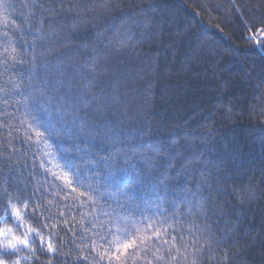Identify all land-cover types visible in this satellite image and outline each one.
<instances>
[{
  "label": "trees",
  "instance_id": "obj_1",
  "mask_svg": "<svg viewBox=\"0 0 264 264\" xmlns=\"http://www.w3.org/2000/svg\"><path fill=\"white\" fill-rule=\"evenodd\" d=\"M61 2L75 7L57 8L51 24L37 23L40 38L25 34L35 43L31 87V44L17 41L29 63L11 71L24 96L43 90L55 97L46 107L60 134L67 125L80 133L82 148L103 145L100 155L111 158L114 170L138 177L143 187L134 189V203L117 198L123 208L102 195V185L92 193L96 204L79 195L85 188L72 192L52 175L63 163L59 140L50 138L51 148L35 143L21 123L31 120L25 113L32 106L15 103L23 97L13 93L6 108L0 104V216L10 213L11 199L23 220L9 218L0 228L24 238L31 227L39 235L31 233L29 248L20 245L9 264H192L194 249L184 259L175 249L169 255L162 242L192 221L210 225L220 241L214 251L195 254L198 264H264V36L257 32L264 29V0H45V6ZM7 3L0 30L7 15L11 31V21L23 23L24 9L22 0ZM59 81L57 92L52 85ZM85 85L92 95L81 98ZM200 200L206 219L189 211ZM102 212L142 231L152 223L167 232L117 260L109 232L116 230ZM49 239L55 252L47 250Z\"/></svg>",
  "mask_w": 264,
  "mask_h": 264
},
{
  "label": "snow or ice",
  "instance_id": "obj_2",
  "mask_svg": "<svg viewBox=\"0 0 264 264\" xmlns=\"http://www.w3.org/2000/svg\"><path fill=\"white\" fill-rule=\"evenodd\" d=\"M9 7H11V5L7 3V0H0V12L7 13ZM21 7L24 9L21 13L23 23L17 24L15 20L11 21L12 28L11 31H9L8 16L5 15L3 17V29L0 30V80H3V83L0 84V104H3L6 108L12 99L13 93H20L23 97L22 101L17 100L15 103L19 104L23 102L26 108L31 104L32 107L25 113V116L31 114V120H22L21 123L26 124L28 130L34 134L35 143L37 144L43 143L46 148H51L52 145L49 143L50 138L56 137L59 140L58 146L60 153L63 154V163H57L56 167L59 169V172H52V175L58 179H63L66 186L70 187L72 192H76L77 188H85L86 191L80 192L79 195L87 196L89 201L96 204L97 200L92 193L99 194L100 186L102 185L105 189L102 195L113 199L118 207H124L117 199L118 197H124L126 201L134 203V189L138 192V190L143 187V184L139 182V178H130L127 174H122V170H114L111 164V158L100 155V151L103 150V145L99 146V151L95 145H85V147L82 148V137L80 133L73 128L64 125L66 131L60 134L53 123L48 107H46V105H52L55 97L50 96L43 90L39 91L38 96H24L22 91L23 82L18 80L17 74L11 71V69L15 68L18 64L24 65L29 63L23 59V55L26 53H21L20 48L16 46L17 41H22L25 45L31 44L33 48V61L31 64L32 74L29 75V87H31L32 75L35 74L37 69V65L35 64L36 56L34 54L35 43L33 41H28L25 38V34L35 33L36 38H40V33H42L43 28L37 27V23L41 26L45 23L51 24L52 20L59 16L57 8L63 10L67 7L68 10L71 11V8L75 7V5H65L61 2L59 4L48 3L46 7L45 0H22ZM13 32L18 33V36H13ZM257 32L264 36V29H258ZM251 38L254 39L255 34ZM256 43L259 44L260 40L257 39ZM19 75H23V73ZM63 86V81H59L58 84L52 85L53 89L57 92H60ZM90 95H92V88L90 85H85L81 98ZM84 104L87 106V99H84ZM60 106H64L62 100ZM7 115L11 114L7 113ZM41 128H43L44 131H41ZM45 133H47V135H45ZM26 138L32 141L33 135H28ZM102 171L106 172V174L101 178L100 173ZM72 177H75V181H73ZM94 177L99 181V184H93L92 181ZM147 179H150V177ZM4 191L7 192V189L5 188ZM240 199L241 201L243 200L242 195ZM23 207L26 210L28 204L25 202ZM109 207H111V205H109ZM9 208L11 209L10 213L5 211L4 215L0 216V223H6L9 218H15L17 221L23 220L20 208L13 204L11 199H9ZM193 208L197 211L190 209L191 215H202L205 219L207 218L209 209L203 200L194 204ZM102 214L110 217L113 227L116 230L115 233H112L111 230H109V232L115 237L111 243L115 246L116 253H118L115 255L117 260L120 259V255L126 254L129 249L139 250L142 247L146 249L148 244L151 243L153 236L157 240H160L167 232V229H164L162 232L159 229H155L152 223H149L148 229L152 230V234L146 235L144 233L148 229L142 231L140 228L136 227V222L128 221L126 217L119 214L113 216L111 212H102ZM61 215H63V213H61ZM122 223L123 227H121ZM140 223H143V221ZM53 227H55V225H53ZM175 231L177 233L176 235H171L170 240L164 239L162 242L169 245V255H171L172 250L175 249L177 255L183 256L184 259H187L189 248L194 249L192 264H198L195 258L196 253L203 254L205 252L214 251L215 249L212 245L215 244L218 246L220 243V241L216 239L215 233L211 231L210 225H201L196 221H192L187 229H176ZM33 232L39 235L36 229L29 227L24 238H21L13 234V229L11 227L0 228V238H2L0 239V264H9V259L12 255L20 252V245L29 248V235ZM122 236L125 238L132 236V239L122 243ZM40 238L43 243V237L41 236ZM177 242L182 245L183 251L180 247H177ZM121 247L123 248V253H121ZM29 250L32 251V249ZM47 250L48 252L56 251L50 239L47 244ZM157 251H159V249H157ZM84 258L87 259V257ZM25 259H27V257H25ZM101 259H104L103 255ZM109 259H111V257H109ZM157 259H163V256H159ZM171 259L175 261L177 256H171ZM225 259H227V251L225 252ZM12 264H20V260L16 259L12 261Z\"/></svg>",
  "mask_w": 264,
  "mask_h": 264
}]
</instances>
